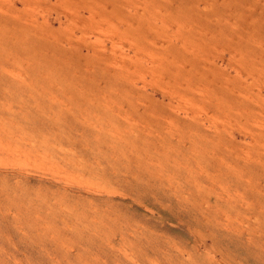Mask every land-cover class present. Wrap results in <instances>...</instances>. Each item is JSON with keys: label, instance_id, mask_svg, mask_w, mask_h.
I'll return each mask as SVG.
<instances>
[{"label": "rangeland", "instance_id": "1", "mask_svg": "<svg viewBox=\"0 0 264 264\" xmlns=\"http://www.w3.org/2000/svg\"><path fill=\"white\" fill-rule=\"evenodd\" d=\"M71 2L0 0V264H264V0Z\"/></svg>", "mask_w": 264, "mask_h": 264}, {"label": "bare ground", "instance_id": "2", "mask_svg": "<svg viewBox=\"0 0 264 264\" xmlns=\"http://www.w3.org/2000/svg\"><path fill=\"white\" fill-rule=\"evenodd\" d=\"M70 2L72 1L73 2V0H69ZM71 2V3H72ZM114 8H116V9H118V4L117 3H115V2H112V8H111V12L112 13H114V14H116V15H119L118 13H116L115 12V10H114ZM147 8V7H146ZM170 11H171V9H166L165 10V17L167 18L169 15H171V13H170ZM13 15V14H12ZM142 16H143V14H140L139 16H138V22H143V20H142ZM5 18V17H4ZM18 18V17H17ZM172 18L173 19H176V15L174 14V13H172ZM0 19H1V17H0ZM6 19V18H5ZM162 19H165V18H162ZM204 19H206V18H204ZM5 21V20H4ZM202 22V21H204L203 20V18L201 17V16H198V15H194V19H191L190 20V25H191V27H192V29H193V31H194V33L197 31V33H196V35H199V34H201L202 33V31H199V25H198V22ZM6 22V21H5ZM141 25H140V23H138L137 24V27H140ZM196 27H198V29L196 28ZM179 33H181V34H183V31L182 30H180L179 29ZM193 37H195L194 39L195 40H192V41H190L189 42V45H191V47L193 48L192 50H190V52H188L187 54H192V55H194L196 52H195V49H199L200 48V43L199 44H197L196 43V40L198 41V39H197V37L196 36H194V35H190L188 38H193ZM177 38V37H176ZM178 40H180L179 38H177ZM174 42H176V40L174 39ZM179 43L181 42V40L180 41H178ZM172 46H174V43H173V41H172V44H169L168 45V48L170 49V48H172ZM141 50H143V47H141L140 48ZM59 50H61V49H59ZM63 53H64V51H63ZM61 54H62V50H61ZM158 68H161L162 70H163V72L164 73H167V74H171V71H170V68H169V65L167 64V63H165L164 61H162L161 63H159L158 64ZM193 68V66L191 67V69ZM178 74H174L173 76H177ZM231 85L230 83H228L227 82V85ZM232 86H234V85H232ZM222 88V86H219V85H214V89H217V90H219V89H221ZM240 111H242L241 109H240Z\"/></svg>", "mask_w": 264, "mask_h": 264}]
</instances>
